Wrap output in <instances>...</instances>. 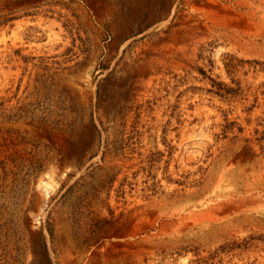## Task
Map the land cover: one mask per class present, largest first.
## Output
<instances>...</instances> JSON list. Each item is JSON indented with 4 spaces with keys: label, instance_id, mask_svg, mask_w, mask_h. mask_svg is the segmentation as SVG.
<instances>
[{
    "label": "rangeland",
    "instance_id": "374dc122",
    "mask_svg": "<svg viewBox=\"0 0 264 264\" xmlns=\"http://www.w3.org/2000/svg\"><path fill=\"white\" fill-rule=\"evenodd\" d=\"M0 264H264V0H0Z\"/></svg>",
    "mask_w": 264,
    "mask_h": 264
}]
</instances>
